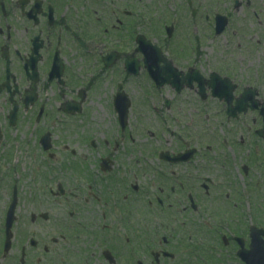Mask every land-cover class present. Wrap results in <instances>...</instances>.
I'll use <instances>...</instances> for the list:
<instances>
[{
    "label": "flooded vegetation",
    "instance_id": "flooded-vegetation-1",
    "mask_svg": "<svg viewBox=\"0 0 264 264\" xmlns=\"http://www.w3.org/2000/svg\"><path fill=\"white\" fill-rule=\"evenodd\" d=\"M172 2V20L165 9L158 15L164 21L160 52L148 57L139 42L149 40L152 29L159 31L148 0H0V94L5 93L8 106L3 120L9 128L27 124L25 138H33L32 147L43 160L32 177L45 187L29 196L32 208L20 212L25 202L20 204L17 188L27 171L13 167V179L0 171V186L11 184L10 195L3 189L0 264H250L253 252L262 257L264 195L257 201L252 178L246 181L257 167L254 158L239 167L218 163L211 150L206 154L191 143L195 135L190 133L176 139L174 149L162 139L163 146L153 152L150 145L135 149L131 121L143 120L132 118L140 99L155 116L170 119L182 106L198 113L197 99L206 109L217 100L212 95L213 59L203 60L204 54L194 49L198 36L190 37V24L182 21L190 18L193 24L199 9L184 0L188 11L182 12L181 3ZM245 2L248 8L251 3L246 7ZM181 25L187 34L175 37ZM133 83L141 93L136 97ZM92 103L112 117L114 130L102 127L96 134L101 138L87 139L74 132L88 148H70L68 128L78 118L87 128ZM14 106L11 125L8 114ZM137 125L146 134L137 137L148 142L150 130ZM1 135L0 142L5 139ZM43 135H48L46 143ZM43 144L50 149L45 151ZM119 149V155L137 150L156 158V164L139 170L152 173V187L128 180L124 172L130 165L117 158ZM179 154L189 156L187 161H171ZM14 195L8 229L7 208ZM167 220L184 221L180 226L186 229L167 231Z\"/></svg>",
    "mask_w": 264,
    "mask_h": 264
},
{
    "label": "rangeland",
    "instance_id": "rangeland-1",
    "mask_svg": "<svg viewBox=\"0 0 264 264\" xmlns=\"http://www.w3.org/2000/svg\"><path fill=\"white\" fill-rule=\"evenodd\" d=\"M141 1L145 4L147 2V0H136V2ZM172 1L175 0L168 1V5L165 6L166 2L164 3V0H160V3L157 0H148L150 16L153 20L152 23H157V28L159 29L158 33H154L152 29L151 34L148 35L149 40L154 44H163V42L159 40L163 37L161 26L164 21L158 19V15L160 10L165 9L164 11H166V14H170V20H172ZM178 1L181 3L182 12H187L188 10H185L184 0ZM234 1L235 0H192L193 5L197 6L199 9L198 15L200 18H198L197 21L192 20L193 24L190 23V18H188V21L183 18L182 21H185V25L190 24L186 31L190 37L193 35L198 36V47L195 45L194 49L204 54L202 57L203 60H205V57L213 59L210 60V62L213 65L214 71L230 78L232 82L237 84L234 94L238 96L243 87L250 86L257 91L256 99L264 104V0H252L248 8L243 6L245 0H236L241 5L236 9L233 8ZM158 3L160 5H158ZM154 4L157 7L153 8ZM178 12H180V10H178ZM216 13L228 16L229 18V24L220 36H214L213 34L212 21ZM166 24L169 23L167 22ZM185 25H181L178 32L175 30V37L179 36V38H184L186 36L187 33H184V30H186L187 27ZM132 85L134 86V97L137 96V93L140 95L141 93L137 83H133ZM5 98L6 95L2 92L0 94V128L3 135H5V139L0 142V171L3 170L8 172L12 179L14 178L13 167L17 168L21 173H23L24 168L25 171H27L26 178L19 179L21 182L17 188L21 197L20 204L25 202L23 203L24 207L20 208V212H22L32 208L31 203L28 202L30 199L29 196L32 195L35 190L39 191L45 188L41 179L37 177L34 179L32 177L36 166L43 164V160L40 157V152L37 151V147H32L33 138H25L27 124H25L24 127L20 124L17 128H9L7 123L4 122L3 117L8 109ZM193 99L195 100V98ZM93 100L96 101V99ZM141 100L142 99L136 102L132 118H135V115L137 118H142L143 120H138L137 124L142 123L143 126H146L145 128L150 130L151 134L148 142L141 140V138L137 137L139 133L142 135L146 134L142 131L141 126L135 123V120L131 121V127L134 130L135 149H140L139 147L147 149L148 145H150V151L153 152V149H158L160 144L161 147L163 146L162 143H159L158 139L165 140L168 146L167 148L174 149L176 139H180L182 135L188 136L190 133L193 134V136L195 135L194 139H191V143L197 144V148L201 151L204 149L205 151L207 150L206 154H209L211 150L210 154L212 156L214 154L215 161L218 158V161H220L218 163L229 161L239 167L245 165L249 159H258L259 157L260 160L257 161L258 166L251 171L249 170L246 181L248 182L252 178V183H250V185H255L257 188V201L259 200V196L261 197L262 194L264 195V138L260 139L254 133L256 129L260 128L261 123V118L256 111H248L235 121L231 119L227 120V118L223 117L224 104H218V100H216V103H212L211 106L209 105V108L206 109V105L197 99L198 102L194 107L198 109V113L194 112L193 109L182 106L180 112L176 111V113L173 111L174 115L172 117L176 119H170L164 114L155 116L153 114V109L148 108L147 105H142L140 103ZM140 105L143 106V109L139 108ZM105 113V110H102L100 105H96V103L90 104L87 110V128L84 126V123L78 121L79 118L77 120L75 119L72 124L73 126H69L68 128L69 133L67 136L73 137V140H68L69 147L73 149L88 148L83 147L82 141L78 140L79 136H83L85 139L90 137L101 138L100 135L96 134L101 131L102 127H104L103 130H105V128L109 129V133H111V130H114L112 123L113 119L110 115ZM194 114L197 116L194 118L196 123L191 124V117H193ZM164 117L167 118L165 121ZM74 132L79 136H73ZM21 135L23 136L22 139ZM196 136H198L197 140L195 139ZM97 140L100 141L99 139ZM187 140L190 141L189 138ZM55 142H58V140ZM206 144H210V147L206 146ZM121 150L122 149L118 150L117 155L122 153ZM147 155L148 154L145 152L138 153L136 150L132 154H122L117 158L121 163L130 165L127 172H124L127 177L129 176V181L134 179V181L142 184L147 182L148 184L146 183V185L152 187L149 184L154 180L152 173L149 172V175H142V173L139 172L142 166L150 165L151 163L156 164V158L154 159V157ZM88 158H90V155ZM32 160L35 161V163ZM146 169H148V167H146ZM30 170L32 172H30ZM214 176L218 177V173H214ZM239 181L243 182V186H247L244 180ZM3 189H6L10 195L11 184L8 185L5 181L3 186H0V213L4 211V203L6 202L5 197L7 196L3 192ZM222 205L225 208L228 207L226 203H222ZM35 207L38 210L41 209L38 205ZM206 207H212V205L206 204ZM256 209L260 210V207L256 206ZM248 219L250 218L247 217V220ZM262 219L260 221L264 223V216ZM183 222L184 221L167 220V231H170L171 227L175 230L186 229V225L180 226ZM187 223L189 222L186 221L185 224ZM30 229H33V227L30 226ZM176 234L185 235L181 232H177ZM186 241H188L187 238H185V242Z\"/></svg>",
    "mask_w": 264,
    "mask_h": 264
},
{
    "label": "water",
    "instance_id": "water-1",
    "mask_svg": "<svg viewBox=\"0 0 264 264\" xmlns=\"http://www.w3.org/2000/svg\"><path fill=\"white\" fill-rule=\"evenodd\" d=\"M221 27V26H220ZM220 30H218L217 32H219ZM219 91V86L218 84L215 85V93H218ZM225 91H228V89H226ZM231 96H229L228 100H230ZM13 208H14V203L11 204L10 209H9V214H12L13 212Z\"/></svg>",
    "mask_w": 264,
    "mask_h": 264
}]
</instances>
